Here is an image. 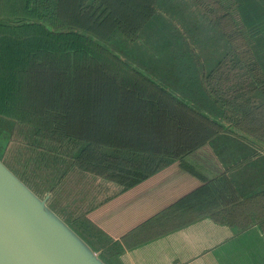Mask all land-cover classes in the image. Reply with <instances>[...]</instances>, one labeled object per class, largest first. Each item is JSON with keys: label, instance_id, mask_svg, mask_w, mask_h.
Listing matches in <instances>:
<instances>
[{"label": "trees", "instance_id": "1", "mask_svg": "<svg viewBox=\"0 0 264 264\" xmlns=\"http://www.w3.org/2000/svg\"><path fill=\"white\" fill-rule=\"evenodd\" d=\"M254 1L244 26L242 0H0V160L107 261L206 215L261 222L214 150L264 146Z\"/></svg>", "mask_w": 264, "mask_h": 264}, {"label": "crops", "instance_id": "2", "mask_svg": "<svg viewBox=\"0 0 264 264\" xmlns=\"http://www.w3.org/2000/svg\"><path fill=\"white\" fill-rule=\"evenodd\" d=\"M239 145H243L241 153L222 146L214 150L222 165L232 169L229 176L246 198L264 191V146L262 151L254 148L258 144L251 140ZM263 222L264 218L240 229L206 215L128 249L121 264H264Z\"/></svg>", "mask_w": 264, "mask_h": 264}, {"label": "water", "instance_id": "3", "mask_svg": "<svg viewBox=\"0 0 264 264\" xmlns=\"http://www.w3.org/2000/svg\"><path fill=\"white\" fill-rule=\"evenodd\" d=\"M0 160V264H121L107 261Z\"/></svg>", "mask_w": 264, "mask_h": 264}, {"label": "rangeland", "instance_id": "4", "mask_svg": "<svg viewBox=\"0 0 264 264\" xmlns=\"http://www.w3.org/2000/svg\"><path fill=\"white\" fill-rule=\"evenodd\" d=\"M242 8H243V12L240 13V15L237 18V20L239 22H241L244 26H246V22H247V19H254L255 17L252 15V11L251 9L253 8H256L258 7V3L254 0H242ZM245 8H248V10L244 11ZM260 8L262 9L261 10V13H264V8L260 5ZM4 122L3 121H0V145L1 142L3 139H4V136L5 135V131H4ZM239 141L237 140V143H234V141H231V142H223V146H222V149L223 148H227L229 150H239L238 152H243L241 150H243V145H239ZM1 147V146H0ZM216 149V147H214ZM217 151V150H216ZM218 152V151H217ZM119 189L116 188V187H109L108 191L105 193L107 196H110V195H113L115 194Z\"/></svg>", "mask_w": 264, "mask_h": 264}]
</instances>
